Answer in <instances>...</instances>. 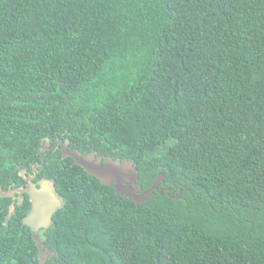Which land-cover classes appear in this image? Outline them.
I'll return each instance as SVG.
<instances>
[{
    "label": "trees",
    "instance_id": "16d2710c",
    "mask_svg": "<svg viewBox=\"0 0 264 264\" xmlns=\"http://www.w3.org/2000/svg\"><path fill=\"white\" fill-rule=\"evenodd\" d=\"M60 139L163 192L38 152ZM28 176L63 200L45 264H264V0H0V190ZM13 196L0 264H42Z\"/></svg>",
    "mask_w": 264,
    "mask_h": 264
},
{
    "label": "water",
    "instance_id": "95a60500",
    "mask_svg": "<svg viewBox=\"0 0 264 264\" xmlns=\"http://www.w3.org/2000/svg\"><path fill=\"white\" fill-rule=\"evenodd\" d=\"M61 147L62 156L73 157L74 163L82 166L88 173L98 178L102 183L114 185L116 193L120 196L132 198L134 201L141 203L149 199L151 194L159 189V185L164 180L165 175L160 173L154 184L149 190H144L139 184V175L134 160L114 159L112 157L97 156L95 151L83 153L78 148H69L63 141L59 140L54 146L49 142H43L38 152L42 150H56ZM27 186L25 188L0 190L1 196L10 197L15 193H27L29 195L32 208L31 211L23 218V224L32 229L33 238L38 246L39 258L42 264L53 255L50 248H46L43 238L38 235L41 229L50 227L53 216L63 206V200L54 192L50 183L45 181L38 186L32 181V176L26 178ZM163 192V189H159ZM182 192L179 193V196Z\"/></svg>",
    "mask_w": 264,
    "mask_h": 264
},
{
    "label": "flooded vegetation",
    "instance_id": "af4514ba",
    "mask_svg": "<svg viewBox=\"0 0 264 264\" xmlns=\"http://www.w3.org/2000/svg\"><path fill=\"white\" fill-rule=\"evenodd\" d=\"M68 147H69V146H68ZM58 148H60V150H61V147H60V146H58ZM69 148H71V147H69ZM56 149H57V148H56ZM61 153H62V152H61ZM62 157H63V156H62ZM63 158H64V157H63ZM65 158H72V159H73V157H70V156L65 157ZM73 163H74V159H73ZM74 164H75V163H74ZM37 185H38V184H37ZM38 186H41V185H38ZM51 187H52V185H51ZM52 188H53V187H52ZM53 190H54V189H53ZM54 192H55V191H54ZM55 193H56V192H55ZM60 198H61V196H60ZM12 199H13L12 202H11L12 205L15 204L17 201H21V200H20V197H19L18 195H17V196H16V195L13 196ZM61 199H62V198H61ZM29 200H30V198H29ZM30 202H31V201H30ZM31 208H32V204H31ZM30 211H31V209H30ZM30 211H29V212H30ZM29 212H28V213H29ZM52 221H53V220H52ZM51 224H52V223H51ZM45 230H46V229H44V228L41 229V230L38 232V235L41 236ZM31 231H32V229H31ZM32 235H33V233H32ZM41 237H42V236H41Z\"/></svg>",
    "mask_w": 264,
    "mask_h": 264
}]
</instances>
